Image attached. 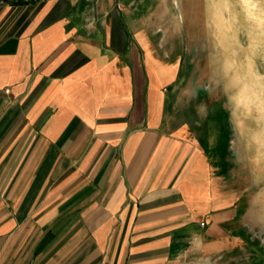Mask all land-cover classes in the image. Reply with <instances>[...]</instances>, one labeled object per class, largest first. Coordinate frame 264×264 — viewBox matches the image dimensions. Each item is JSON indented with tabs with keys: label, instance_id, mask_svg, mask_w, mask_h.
Returning <instances> with one entry per match:
<instances>
[{
	"label": "crops",
	"instance_id": "0c3cea01",
	"mask_svg": "<svg viewBox=\"0 0 264 264\" xmlns=\"http://www.w3.org/2000/svg\"><path fill=\"white\" fill-rule=\"evenodd\" d=\"M157 4L0 8V264L240 259L243 196L168 109Z\"/></svg>",
	"mask_w": 264,
	"mask_h": 264
},
{
	"label": "rangeland",
	"instance_id": "374dc122",
	"mask_svg": "<svg viewBox=\"0 0 264 264\" xmlns=\"http://www.w3.org/2000/svg\"><path fill=\"white\" fill-rule=\"evenodd\" d=\"M159 8V50L165 60H176L178 74L169 94V108L177 115L191 119L192 128L201 141L216 148L218 168L224 174V188L239 190L243 196L241 210L245 232L244 249L233 264H264V167L257 168L245 155L226 162L230 143L226 105L209 85L212 80L210 58L214 52L207 0H143ZM232 22L242 54H247L253 35L250 25L238 6L233 8ZM255 67L264 72V59L255 56ZM192 97L191 104L182 105L180 96ZM207 104V109L204 105ZM199 105V108L197 106ZM188 124V123H186ZM236 186H238L237 189Z\"/></svg>",
	"mask_w": 264,
	"mask_h": 264
},
{
	"label": "clouds",
	"instance_id": "9594fccd",
	"mask_svg": "<svg viewBox=\"0 0 264 264\" xmlns=\"http://www.w3.org/2000/svg\"><path fill=\"white\" fill-rule=\"evenodd\" d=\"M236 6L253 26L246 55L241 53L232 22ZM207 12L214 40L209 87L227 106L226 123L234 142L226 162L240 154L248 156L257 168L264 167V72L255 67L256 55L264 59V0H207ZM180 98L182 105L192 102L191 96ZM204 107L207 109V104Z\"/></svg>",
	"mask_w": 264,
	"mask_h": 264
},
{
	"label": "built area",
	"instance_id": "2783aa9c",
	"mask_svg": "<svg viewBox=\"0 0 264 264\" xmlns=\"http://www.w3.org/2000/svg\"><path fill=\"white\" fill-rule=\"evenodd\" d=\"M25 0H0V8H13L16 4Z\"/></svg>",
	"mask_w": 264,
	"mask_h": 264
}]
</instances>
